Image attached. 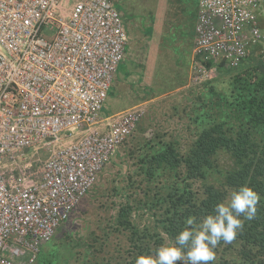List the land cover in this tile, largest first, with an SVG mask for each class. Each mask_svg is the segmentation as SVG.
Listing matches in <instances>:
<instances>
[{
  "label": "built area",
  "instance_id": "1",
  "mask_svg": "<svg viewBox=\"0 0 264 264\" xmlns=\"http://www.w3.org/2000/svg\"><path fill=\"white\" fill-rule=\"evenodd\" d=\"M263 3L198 1L191 85L264 42ZM127 41L113 0H0V264L35 263L146 116L101 118Z\"/></svg>",
  "mask_w": 264,
  "mask_h": 264
},
{
  "label": "trees",
  "instance_id": "2",
  "mask_svg": "<svg viewBox=\"0 0 264 264\" xmlns=\"http://www.w3.org/2000/svg\"><path fill=\"white\" fill-rule=\"evenodd\" d=\"M252 48L237 67L208 64L217 76L203 84L211 88L199 95L190 145L182 148L177 139L138 141L137 170L121 173L122 183L113 187L108 210L114 213L99 225L102 236L94 232L92 244L79 245L83 251H57L38 264H135L137 256L154 253L162 233L171 242L186 217L203 219L245 184L261 196L257 215L245 220L231 244L217 246L212 264H264V52ZM221 158L230 165L223 166ZM213 174L219 182L209 179Z\"/></svg>",
  "mask_w": 264,
  "mask_h": 264
},
{
  "label": "rangeland",
  "instance_id": "3",
  "mask_svg": "<svg viewBox=\"0 0 264 264\" xmlns=\"http://www.w3.org/2000/svg\"><path fill=\"white\" fill-rule=\"evenodd\" d=\"M114 7L127 29L128 41L125 58L118 66L119 70L107 103L104 105L101 118L110 117L119 109L124 107L127 109V106L129 108L136 104H144L146 116L137 127L138 129L119 147L115 156L99 174L97 182L81 200L70 218L59 226L54 238L42 246L34 264H38V260L44 256V260L51 258L53 256L51 253L57 251L62 255L71 247L75 252L83 251L84 247L79 246L82 242L85 244L84 246H87V244L93 243L95 236H102L99 225L104 226L108 213H114L112 209L108 210L112 208L113 199L109 197L113 187L119 182L122 183L121 180L124 177L121 178V173L126 174L128 169L137 170L136 159L133 157L136 155L134 153L138 141H149L154 138L157 140L159 138L163 140L177 139L180 141L181 147L186 148L192 141L191 131L196 127L193 122V114L200 111V107H198L201 104L199 95L207 93L211 88V85L203 86L204 83L188 86L189 75L187 74L185 77L186 65L178 64L175 69L173 64L175 59L172 55L164 54L162 56V63L157 71L151 69L152 64L145 68L148 56L144 49L142 52H138L142 48V41L139 40L138 31L130 26L132 15L116 1ZM147 19V16H139L137 21L144 26L151 41L157 43L161 24L159 20H156L153 26L151 23L146 24L144 20ZM260 48L261 52H264V42L254 45L252 49ZM185 78L187 83L181 84L179 87L174 86L175 83L178 85ZM158 79L159 81H157ZM156 81L160 85H157ZM46 159L47 155L43 154L41 160L45 161ZM220 163L228 167L231 160L221 158ZM209 179L219 182V177L216 174L210 176ZM137 192L143 196L141 190H137ZM94 232H96L95 236ZM111 244L114 245V242L111 241ZM97 247L100 248V242ZM106 254L102 253L101 256Z\"/></svg>",
  "mask_w": 264,
  "mask_h": 264
},
{
  "label": "clouds",
  "instance_id": "4",
  "mask_svg": "<svg viewBox=\"0 0 264 264\" xmlns=\"http://www.w3.org/2000/svg\"><path fill=\"white\" fill-rule=\"evenodd\" d=\"M260 201V194L247 184L232 189L203 219L186 217L183 229L171 242L162 233L163 242L154 253L137 256L135 264H212L217 246L237 238L245 220L255 219Z\"/></svg>",
  "mask_w": 264,
  "mask_h": 264
},
{
  "label": "crops",
  "instance_id": "5",
  "mask_svg": "<svg viewBox=\"0 0 264 264\" xmlns=\"http://www.w3.org/2000/svg\"><path fill=\"white\" fill-rule=\"evenodd\" d=\"M115 1L121 4L133 17L130 26L132 29L138 31L139 40L141 39L140 41H142V48L138 52H142L144 49L145 54L147 53L148 56V60H146L147 65L145 68L152 64L151 69L153 68L155 71H157L162 63V56L164 54L172 55L175 59L173 62L175 69L178 64L186 65L185 77H187V74L189 75L188 86H190L192 84L191 60L193 58L194 43L196 38L195 28L198 17L199 0H113V3H115ZM257 15L259 26L262 30H264V3L257 11ZM139 16H147L148 19L144 20V22H146V24L151 23L152 26L156 20H159L161 25L160 33L158 35L159 40L157 43L156 41H151L150 35L147 34L144 26L139 21H137ZM125 32L128 38V32L126 28ZM216 76L214 78H216ZM157 81H159V79ZM185 83H187L186 78L183 81H180L178 85L175 83L174 86L179 87V85H183ZM156 84L160 85L158 82ZM134 106H137V104L129 108L127 106V109H130ZM127 109L126 107L119 109L115 114L123 112ZM104 118H106V116Z\"/></svg>",
  "mask_w": 264,
  "mask_h": 264
}]
</instances>
